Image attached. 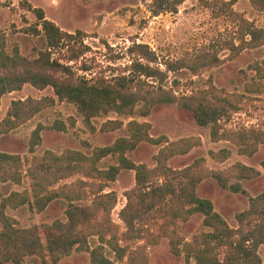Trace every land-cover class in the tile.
<instances>
[{
    "label": "trees",
    "instance_id": "16d2710c",
    "mask_svg": "<svg viewBox=\"0 0 264 264\" xmlns=\"http://www.w3.org/2000/svg\"><path fill=\"white\" fill-rule=\"evenodd\" d=\"M184 2L153 0L150 10L153 16L175 13ZM235 2L222 1L221 5L223 12L239 22V44L232 42L230 45L238 54L264 45V27H257L253 21L235 12L232 8ZM251 2L264 13V0ZM34 11L41 23L28 30L37 37L43 35L46 47L29 57L22 54L18 46L9 50L6 41L0 40V106L3 96L21 90L26 84L41 90L52 87L60 100L78 107L86 126L95 131L93 120L103 114L116 112L123 116L147 117L158 105L177 104L191 111L199 125L211 126L214 142L229 140L238 147L240 154L247 156H254L264 145V129L224 127L222 121L230 119L241 108L239 95L225 93L213 84L192 93L179 91L178 81L171 87L165 85L169 71L187 68L197 75L218 66L222 60L217 54L205 53L190 61L166 62L167 70L163 71L152 66L158 58L148 45L134 43L130 51L135 59L129 74L76 80L69 62L80 58L83 51L54 57V50L68 47L67 52H72V41L78 35L63 31L46 18L43 9L34 8ZM255 69L264 75V60L257 63ZM151 79H157L158 83ZM55 102L53 97L13 101L7 118L0 124V136L54 106ZM123 126L122 120H109L103 124L102 131L112 132ZM55 128L67 129L60 121ZM151 128L148 122L132 120L127 125V136L118 138L111 145L97 147L90 155L72 149L61 154L48 150L30 160L18 154L0 153L1 182L21 185L26 176L31 178V190L13 191L0 203V264H24L28 256L40 257L43 264H58L75 251L88 252L90 264H116L125 259L128 264H151L146 245L133 248L129 243L144 240L146 244L158 245L164 238L169 240L171 252L183 256L188 264H264L259 252L264 244V192L251 196L243 185L244 180L260 177L261 170L242 162L227 169H207L205 158L183 169H175L168 162L191 152L201 145V139L189 137L170 141L165 136L155 138L150 133ZM43 129L44 126L39 125L32 134V153L43 142ZM142 143L164 144L155 157V167L137 164L128 156ZM210 155L215 161L225 162L231 157L232 150L225 147L210 151ZM109 156L117 158L119 163L102 168L101 161ZM261 165L264 168V160ZM123 170L136 171V186L128 191L127 204L120 213L126 226V231L121 233L120 225L112 219L118 195L113 190L105 191ZM77 174L93 181L80 179L56 187L61 180ZM207 178L215 179L223 189L249 197V208L237 214L239 227H232L216 210L212 200L199 195L198 188ZM60 200L67 204L66 221L21 228L16 219L6 213L8 208L18 209L28 204L42 212ZM195 215L203 216V224L208 230L188 240L181 233L182 223Z\"/></svg>",
    "mask_w": 264,
    "mask_h": 264
},
{
    "label": "rangeland",
    "instance_id": "374dc122",
    "mask_svg": "<svg viewBox=\"0 0 264 264\" xmlns=\"http://www.w3.org/2000/svg\"><path fill=\"white\" fill-rule=\"evenodd\" d=\"M222 1L231 0H185L177 12L153 16L150 10L153 0H0V40L6 41L9 50L18 46L22 54L34 57L38 50L46 47V42L43 35L37 37L28 29L41 23L34 8L43 9L46 18L63 31L78 35L72 41V52H67L68 47L54 50V57L80 54L83 51L80 58L69 62L73 70L72 77L76 80L129 74L135 59L130 51L134 43L148 45L158 58L152 66L163 71L167 70L166 62L190 61L205 53L217 54L222 60L218 66L202 70L197 75L187 68L169 71L165 85L171 87L174 81H178L179 91L192 93L208 89L213 84L225 93L239 95L241 108L230 119L222 121L224 127L234 130L264 129V75L255 69V65L264 60V45L235 53L230 45L232 42L239 44V22L231 14L222 11ZM232 8L244 18L253 21L257 27H264V13L255 8L251 0H236ZM39 28L42 29V26ZM63 61L67 60L63 58ZM151 80L158 83L157 79ZM30 97H53L56 102L54 106L46 108L26 123L0 136V153L18 154L23 159L28 157L30 160L48 150L61 154L72 149L90 155L97 147L111 145L118 138L127 136L128 123L136 120L150 123V133L155 138L165 136L170 141L189 137L201 139V145L186 155L172 158L168 162L169 166L183 169L198 159L205 158L207 169L222 170L242 162L261 170L262 173L256 179L244 180V187L251 196L264 192V168L261 165L264 160V145L260 146L254 156H247L240 154L238 147L229 140L214 142L211 138V126L199 125L191 111L177 104L158 105L147 117L123 116L116 112L103 114L93 120L96 130L92 131L86 126L78 107L67 100H60L52 87L41 90L26 84L21 90L3 96L0 124L7 118L13 101ZM109 120H122L124 126L112 132H103L102 126ZM58 121L65 123L67 129L55 128ZM39 125L44 126L43 142L32 153L30 140ZM162 146L164 144L142 143L128 156L137 164L145 163L149 167H155V157ZM225 147L232 150L231 157L225 162L215 161L210 151H219ZM118 163L117 158L109 156L101 161L100 166L108 168ZM80 179L93 181L77 174L61 180L56 187L75 183ZM30 186L31 178L28 176L21 185L0 181V203L13 191L31 190ZM135 186L136 171L123 170L105 191L113 190L118 195L112 219L120 225L121 233L126 231V226L120 213L127 204L128 191ZM198 193L201 197L212 200L216 210L234 228L239 227L237 214L250 206L248 196L223 189L213 178L205 179L200 184ZM66 207V202L60 200L50 204L42 212L28 204L18 209L8 208L6 213L16 219L19 227L29 228L43 223L52 224L56 220L66 221ZM203 221L202 215H195L188 222L182 223V235L191 240L194 235L207 231ZM1 229L0 221V231ZM129 244L133 248L146 245L151 264H188L183 256H175L171 252L167 238L158 245L146 244L144 240ZM259 252L264 262V244ZM111 256L114 258V255ZM24 264L43 262L38 256H28ZM58 264H90V254L75 251ZM116 264H128V260Z\"/></svg>",
    "mask_w": 264,
    "mask_h": 264
}]
</instances>
